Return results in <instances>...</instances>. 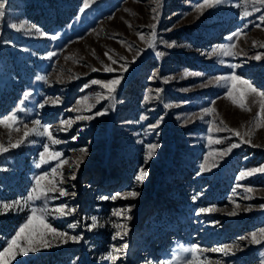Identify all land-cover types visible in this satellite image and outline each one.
Here are the masks:
<instances>
[{
  "label": "rangeland",
  "instance_id": "rangeland-1",
  "mask_svg": "<svg viewBox=\"0 0 264 264\" xmlns=\"http://www.w3.org/2000/svg\"><path fill=\"white\" fill-rule=\"evenodd\" d=\"M244 2L224 0L198 10L203 0H93L81 13L82 0H5L0 18V119L15 113L13 127L19 131L0 125V143L8 147L9 138L21 142L0 152V203L26 198L35 178L57 166L52 159L36 167L44 144L68 161L60 166L61 186L68 194L36 200L22 210L0 209V250L26 223L32 207L65 204L75 209L61 218L49 215L45 223L83 237L61 243L48 235L52 246L18 252L11 264H161L174 253L188 264H264V241L250 242V234L264 228V172L238 179L241 172L264 167V114L255 119L260 97L254 103L239 80L227 87L214 80L234 72L264 92V7L257 3L259 10L254 11L248 3L251 14L244 16ZM153 24L155 48H149L145 41L153 39ZM236 32L240 36L229 39ZM229 44L234 45L233 55H211ZM157 51L164 55L158 57ZM105 66L115 71L107 72ZM118 77L122 79L114 99L100 84L91 83ZM228 87L233 98L244 97L250 111L233 103ZM25 92L31 93L28 99ZM84 97L89 98L86 104H78ZM45 98L59 100L38 107ZM206 108L215 111L205 114ZM25 126H47L61 143L52 145L47 136L34 133L24 137ZM225 126L250 142L229 131H209ZM209 137L222 142L210 143ZM232 143L239 147L221 155ZM148 144L159 147L145 162ZM81 149L87 155L76 166ZM205 157L207 169L201 171ZM141 167L147 176L137 183L134 176ZM72 174L75 179H69ZM132 189L139 193L135 198L102 199ZM129 206L126 215H112L113 209ZM201 208L215 210L201 213ZM233 211L237 214L229 215ZM92 217L97 225L89 230ZM76 222L75 228L68 227ZM32 228L40 225L34 222ZM117 231L122 239L114 240ZM112 245L121 249L115 260L106 258ZM193 245L198 248L195 258L181 251ZM224 245L231 246L227 255L211 251Z\"/></svg>",
  "mask_w": 264,
  "mask_h": 264
},
{
  "label": "snow or ice",
  "instance_id": "snow-or-ice-1",
  "mask_svg": "<svg viewBox=\"0 0 264 264\" xmlns=\"http://www.w3.org/2000/svg\"><path fill=\"white\" fill-rule=\"evenodd\" d=\"M93 2V0H82V7L79 9L81 13H83L85 11L86 8H88L90 6V4ZM224 0H203L202 4H199L197 6V9H202L204 7H213L217 4L223 3ZM248 3L252 4V8L254 11H258L259 9H257L255 7V5L257 3H259L261 5V7H264V0H245L244 2V7H245V11L243 12L244 16H248L251 13L249 11H247V5ZM237 7H240V4L236 5ZM5 0H0V18L4 17L5 15ZM155 19V17H154ZM261 21H264V16L260 17ZM12 28L16 29L17 31H20L21 28L18 27L16 24H12L11 25ZM153 29V39L152 40H147L145 41V43H147L149 48H155V43H154V37H155V25H151L150 26ZM36 31H39V29H36ZM240 36V32H236L233 33L232 37H229V39H233V38H238ZM142 40L144 39L143 36L140 37ZM52 40H56L57 36L53 35L51 36ZM255 43V42H254ZM174 46V45H169V47ZM234 47V45H224V46H220L219 48L213 49L211 55H215L218 57H223V56H228V55H233L234 53H232L231 49ZM54 53H49L48 56L49 58H51V56H53ZM105 55L107 56L108 53H105ZM156 55L158 57L163 56L164 53L163 52H156ZM110 60L112 59L110 56L108 57ZM257 59H259L260 57H255ZM123 59V58H121ZM112 63L115 64L117 63V61L112 60ZM220 63H223V60H220ZM123 67V66H122ZM230 67H236L235 65H231ZM105 71L107 72H113L115 71V69H113L112 67H108L105 66ZM93 71H96V69H93ZM185 76L190 75V73L185 72L184 73ZM199 75V74H197ZM37 79H46V77H37ZM122 77H118V78H114L112 80H109L105 83H102L101 81L98 80H92L91 83L92 84H100L102 86V88L107 89L108 92V98L114 99V96L112 95L115 90L116 87L120 84ZM214 80L216 83H220L223 82L224 85L227 87L230 84L234 86V82L239 80L240 83L242 85H246L247 87V94L252 95L253 97V102L255 103L256 97H260V103H259V107H260V112L257 114L255 119H260L261 118V114H264V92L258 91L252 84H250L248 81L246 80H241L240 77H238L234 72L229 74V75H218L214 77ZM164 82L167 83L168 82V78H164ZM232 87H228V92H229V98L233 99V103H237L239 102V106L246 110V111H250V108H245L244 105V97L243 96H239L238 98H233L231 96L232 93ZM157 93H159L161 90L157 89L156 90ZM31 93L25 92L24 93V98L28 99L30 97ZM100 94H97V101H99L100 99ZM147 99V98H146ZM59 98H57L56 100H51L49 98H45L43 100L42 103L38 104V107L43 108L45 105H48L50 102L52 104H56L58 103ZM89 100L88 97H84L82 100L77 101L78 104H86V102ZM165 107H171V105H165ZM91 109V105H87V110ZM76 111H80V108L75 109ZM215 109L214 108H206L204 109V113L208 114L211 112H214ZM103 112H97L96 115H103ZM92 116H78L76 117V119H92ZM147 119L146 116H141V120ZM17 123V117L15 115V113L7 116L4 119H0V125H3L5 128H9L12 131H19V129L14 128L13 126ZM221 124H223V121L220 122ZM33 124L35 126H40V121L39 120H35L33 121ZM61 124H67L69 127L71 126V121H61ZM159 125H149L150 128H155L158 127ZM209 131H229L232 132L234 135L240 137L241 142H250V140H245L244 136H241V133L238 130H233L230 128H227L226 126L223 128H216V129H212L210 128ZM35 134L38 136H47L48 140L51 142L52 145L55 144H59L61 143L60 140L55 139L52 135V132L50 131L49 127L44 126L42 128V130H40V127H33L32 129H27V126H25V131H24V137H27L30 134ZM245 135H248L247 133H245ZM73 139H75V137H73ZM210 143H221L222 141L219 139L213 140L211 137H209ZM21 141L18 140L16 143H12L11 138H9V142H8V147H6L3 143H0V152H4L7 151L9 147H17L19 145ZM159 145L157 144H148L147 148H148V152L145 156V162H147L148 159H150L152 157V155L154 154V151L156 148H158ZM239 147V144L237 143H232L230 144V146L228 148H226L221 155H225L227 153H230L232 151V149ZM44 148V152L41 153L40 155V163H38L36 165V167H41L42 164H46L49 163L50 160L55 159L57 160V166L53 167L51 169L50 172H44L42 175L37 176L35 178V185L32 187V189L28 192L27 197L26 198H22L20 200H16L13 201L11 203H0V209H3L4 211H7L9 209H15V210H22L25 207H30L31 202H34L36 200H56V199H60L61 197H64L68 194L67 190L65 188H63L61 185L63 184V172L60 169V166L68 163L67 160H63L60 159V157H62V153L57 152V151H52L49 152V145L48 144H44L43 145ZM81 156L78 158V160L75 162L76 166L79 165V163H81L83 161V157L85 155H87V151L86 149H81ZM207 164H208V157H205V163L201 164V171H204L207 169ZM215 166V165H213ZM257 172H264V167H259V168H255L252 169L250 171H244L240 173V176L238 177V179H242L245 178L248 175L257 173ZM59 176V180L56 179V177ZM147 176V171L141 167L138 172L135 174L134 176V180L137 183H142L145 179V177ZM49 177H51L49 179ZM69 179H75V175L72 174L69 176ZM42 181H44V183H41ZM238 187L240 185H237ZM246 191L251 192L252 189L248 188L246 189ZM56 193H58V195H56ZM139 195V193L137 191H135L134 189L129 190L127 192L124 193H115L112 194L110 196H105L102 197V199H111L113 201H115L118 197L119 198H135ZM238 207V205H237ZM261 207H264V205H261ZM31 214L26 218V223H24L18 231H16L15 235L12 236L8 241H6V246L0 250V264H11V261L15 258V256L18 254V252L23 253L25 251L27 252H32V251H36L38 250V247H49L52 246L50 244V242L45 239L46 236L51 235L53 237V240H55L56 238H59L61 243H67L68 241H72V242H79L83 237L82 236H74V235H69L66 232H60L57 229L53 228L50 224L45 223V220L47 218V216L49 215H53L56 218H61L65 215H71L75 212V209L72 208H68L67 205L65 204H60L58 206H55L51 209H41L38 210L34 207H32L31 209ZM131 210V206H129L126 209H113L112 211V215L113 216H120L122 213L124 215H126L127 212H129ZM215 209H207V208H201L199 211L201 213L204 212H208V211H212ZM247 210V209H246ZM39 211V215H37V212ZM237 213L235 211L229 213V215H236ZM128 219H130V217H127ZM92 223L91 225L88 226L89 230H91L93 227H95L97 225V219L96 217H92L91 218ZM34 222H38V224L40 225L39 229H33L32 225L34 224ZM77 223H70L68 225L69 228H75L77 226ZM113 227L116 228H120V225H116L114 224ZM125 234H126V229H125ZM117 237H120L122 239V236H120V232L117 231V233L113 236V239L115 240ZM259 237V239H258ZM241 239H248V237H241ZM262 241H264V228H260L258 231H253L250 234V242L253 244H259ZM124 247H127L126 245H124ZM230 245H224L220 248H214L211 249V251L214 252H224L225 255L228 254V251L230 249ZM121 251L120 248H117L115 245L111 246V251L108 252L107 254V259L110 260H115L118 257L115 255V253ZM182 252L184 253H191L192 254V258H195L196 252L198 251L197 246L193 245L191 247L188 248H182L181 249ZM201 251H206V250H201ZM161 264H188V259L187 258H182L179 254L174 253L172 256L171 261L168 262H161Z\"/></svg>",
  "mask_w": 264,
  "mask_h": 264
}]
</instances>
